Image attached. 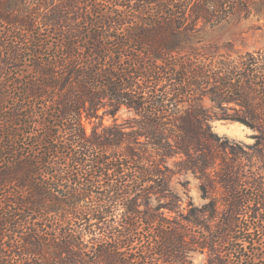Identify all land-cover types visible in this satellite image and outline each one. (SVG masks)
Wrapping results in <instances>:
<instances>
[{
    "label": "trees",
    "instance_id": "obj_1",
    "mask_svg": "<svg viewBox=\"0 0 264 264\" xmlns=\"http://www.w3.org/2000/svg\"><path fill=\"white\" fill-rule=\"evenodd\" d=\"M254 4L0 0V264H264V54L188 45ZM216 120L256 131L250 152ZM177 156L203 205L172 190Z\"/></svg>",
    "mask_w": 264,
    "mask_h": 264
},
{
    "label": "rangeland",
    "instance_id": "obj_2",
    "mask_svg": "<svg viewBox=\"0 0 264 264\" xmlns=\"http://www.w3.org/2000/svg\"><path fill=\"white\" fill-rule=\"evenodd\" d=\"M98 11L99 10H97V13ZM88 19H90L89 15ZM93 19L97 18L94 16ZM200 26L203 27V22H200ZM188 45L195 46L197 50L202 51L201 53H208V55L216 54V56H228L232 59L247 53L254 54L256 52H262L264 54V6L254 4L250 6L248 11H236L216 28L202 30L194 37L192 36L189 39ZM204 106L208 114L226 113V115H233V109L235 108V105L231 104L223 106V110H220L209 99H205ZM130 116H132V114L128 112L126 108H123L115 118L121 123L124 119ZM115 118L105 117L104 124L111 125L115 121ZM211 126L214 133H217L220 136H228L230 139L239 142L240 148L244 151H249V149L244 147L241 143L253 145L256 142L257 132L240 122L216 120L211 122ZM85 127L88 133H90L93 129V123L87 121L85 122ZM237 150L241 157V160H238V163L242 161L241 165L246 164V166H250V171H253L254 166L258 164V161L254 160L251 166L245 160V154L241 152V149L238 148ZM183 158L184 157L177 156L167 160L168 165L176 172V174L170 179V186L172 190L181 197L183 207H188L190 201L196 206H201L206 203V201L202 196L200 181L191 172H180L179 167L177 166ZM244 168L249 170L248 167ZM225 194V191L221 189L217 192V197H224ZM154 202L155 204L157 203L156 200ZM252 208L253 210L254 208L260 210L258 211V213H260L259 224L264 227V207L255 206ZM249 219L250 215L248 214V217L241 218L242 222L239 225L246 228L257 225V223L255 224V221L248 222ZM189 259L192 264H205L207 256L205 253L196 252L191 254Z\"/></svg>",
    "mask_w": 264,
    "mask_h": 264
}]
</instances>
